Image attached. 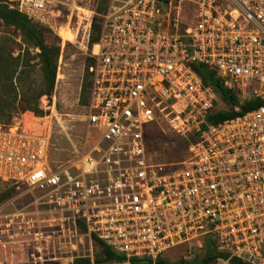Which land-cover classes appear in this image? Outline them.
Masks as SVG:
<instances>
[{
	"label": "built area",
	"instance_id": "2783aa9c",
	"mask_svg": "<svg viewBox=\"0 0 264 264\" xmlns=\"http://www.w3.org/2000/svg\"><path fill=\"white\" fill-rule=\"evenodd\" d=\"M10 1L28 18L46 9L45 0ZM183 1L106 0L87 50L85 118L99 131L88 154L52 169L46 139L0 127V181L40 194L60 230L81 224L89 264L91 235L123 257L100 264H154L165 250L206 237L229 259L264 264V0H186L185 10ZM197 64L239 105L260 104L207 125L220 99ZM158 114L175 133L196 135L179 163L149 162L146 129ZM12 219L4 233L32 244L15 264L56 261L41 253L33 223Z\"/></svg>",
	"mask_w": 264,
	"mask_h": 264
},
{
	"label": "rangeland",
	"instance_id": "374dc122",
	"mask_svg": "<svg viewBox=\"0 0 264 264\" xmlns=\"http://www.w3.org/2000/svg\"><path fill=\"white\" fill-rule=\"evenodd\" d=\"M97 0H45L46 9L39 15H30L32 23L44 27L48 32L46 39L55 42L59 47V55L56 62L55 85L49 97L42 96L38 101V107L44 112V116L38 117L32 112H20L17 104L0 105V127L15 125L21 127L32 136L46 139L47 162L52 169L73 162L77 156L88 154L95 145L99 131L88 128L86 124V104L82 101V86L85 76L87 50L90 49V17L84 10L91 13ZM6 3L10 9L15 8L17 2L0 0ZM186 0L181 3L182 9L191 7ZM13 7V8H12ZM88 24L87 28L86 25ZM65 30L73 36L72 41H62L58 35ZM0 46L4 55H9L8 63L1 64L0 68L12 69L17 63L13 58L19 56L20 60L26 59L28 67L25 75L27 82L35 85L41 83V72L36 56L37 49L26 47L19 31L6 25L0 20ZM27 52V54H25ZM18 62V63H19ZM228 107L220 100L215 103L211 112L226 110ZM10 117V119L8 118ZM169 118L158 114L146 129L147 152L150 163L170 165L179 163L187 155V148L192 142L194 133L179 135L173 131ZM40 194L30 192L25 187L16 188L10 183L0 181V232L3 237L0 240V264H15L25 261L32 251L29 241H14L10 239V232L4 233L5 225L12 219L13 223L25 221L33 223V232L41 237V253L46 258L54 257L52 264H74V260L83 259L89 255V239L85 231L78 229L75 233L59 229V214L46 212L41 203ZM11 215V216H10ZM4 229V230H3ZM12 236V235H11ZM28 236V235H26ZM31 239V237H25ZM92 253L95 256L97 247L92 242ZM203 239L189 245L181 244L165 250L161 257L168 263L190 262L203 255ZM58 259V260H57ZM211 264H224L216 260Z\"/></svg>",
	"mask_w": 264,
	"mask_h": 264
},
{
	"label": "trees",
	"instance_id": "16d2710c",
	"mask_svg": "<svg viewBox=\"0 0 264 264\" xmlns=\"http://www.w3.org/2000/svg\"><path fill=\"white\" fill-rule=\"evenodd\" d=\"M106 4V0H98L95 12L97 15L91 19L89 45L97 42L100 31V17ZM0 20L6 25L12 26L19 31L22 36L23 44L26 47L37 49L38 64L41 72V83L35 85L32 82H27L28 75H25V70L28 67L26 59L19 62V56L13 58L17 63L12 69L2 67L0 68V105H14L17 104L20 112L29 111L38 117L44 116V112L39 109L38 101L42 96L49 97L52 94L55 85L56 62L59 55V47L55 42H49L46 39L48 32L44 27L32 23L25 14L19 12L17 9H10L6 3H0ZM1 43V41H0ZM91 47V46H90ZM0 46V63L6 64L10 59L9 55H4ZM27 54V52L25 53ZM19 62V63H18ZM91 64V59L86 58L85 72L87 67ZM193 70L200 77L205 86L212 88L217 97L228 107L226 110L211 112L206 116V124H217L222 121L232 119L238 115L248 112L256 108L260 103L257 100H251L242 105H239L236 95L224 88L215 73L206 66L197 64L193 65ZM85 80L82 86V96L86 99L82 102L87 104L89 87V80ZM10 119V117H8ZM147 141V135H146ZM194 141V137L193 140ZM16 187V186H15ZM18 188V187H16ZM81 230L85 228L80 224L78 226ZM91 240L97 247L96 255L94 256V263L100 264L104 262L121 261L123 257L116 254L110 247L105 245L102 241L91 235ZM204 251L203 255L195 258L190 262L180 261L174 264H211L218 259L228 260V264H246L239 259L230 258L225 253H219L215 250L214 244L208 237L203 239ZM131 263L140 262L136 259H131ZM74 264H89L88 259H76ZM154 264H172L166 262L161 256L158 257Z\"/></svg>",
	"mask_w": 264,
	"mask_h": 264
},
{
	"label": "bare ground",
	"instance_id": "6f19581e",
	"mask_svg": "<svg viewBox=\"0 0 264 264\" xmlns=\"http://www.w3.org/2000/svg\"><path fill=\"white\" fill-rule=\"evenodd\" d=\"M83 13H86L87 16L89 17V15H91V13L86 12L84 10H80ZM88 24L86 25L87 28ZM58 35L61 37L62 41H72L73 40V36L70 35L68 32H66L65 30L61 31L58 33Z\"/></svg>",
	"mask_w": 264,
	"mask_h": 264
}]
</instances>
